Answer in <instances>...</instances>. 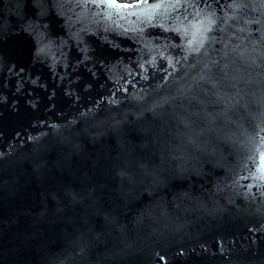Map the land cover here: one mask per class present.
<instances>
[{
    "label": "water",
    "instance_id": "1",
    "mask_svg": "<svg viewBox=\"0 0 264 264\" xmlns=\"http://www.w3.org/2000/svg\"><path fill=\"white\" fill-rule=\"evenodd\" d=\"M245 3L215 34L240 38L227 51L242 79L225 88L242 98L226 117L199 90L205 111L149 110L194 72L141 8L52 0L37 58L0 0V264H264V4Z\"/></svg>",
    "mask_w": 264,
    "mask_h": 264
},
{
    "label": "snow or ice",
    "instance_id": "2",
    "mask_svg": "<svg viewBox=\"0 0 264 264\" xmlns=\"http://www.w3.org/2000/svg\"><path fill=\"white\" fill-rule=\"evenodd\" d=\"M74 2L77 7H80L81 4H91L101 8L107 7L108 9L128 11L141 8L140 14L148 15V22L151 27L159 29L161 33H175L176 37L184 41V43L174 46L184 52L182 59L188 63L189 68L194 72V75L190 77L191 82L181 85L174 94L161 98L160 102L153 103L152 108L149 109L150 111L164 109L165 106L172 109L184 108V101H188L189 105L192 101H195L201 106L199 110L205 111V101L197 94V90L204 96L211 93L212 97L215 98L210 101L212 104L224 105L217 115L227 117L231 108L240 106L241 91L237 89L235 93H229L225 88V85H227V88H236V83L231 82H239L242 79L238 74H233L230 71L233 61L229 59L227 51L232 38H240L236 36L235 32L227 40H221L215 34L217 32L224 34L228 31L229 21L237 19L235 10L248 6L245 0H223V2L222 0H131V2H128V0H74ZM259 2L264 4V0H259ZM12 3L15 5L14 15L17 17V23L21 31L28 33L35 41L36 57H46L48 46L52 41L47 31L40 30L35 18L45 15L46 6L51 4L52 0H12ZM161 7L170 8L176 12V16L175 18L168 16L163 22L153 23L151 13ZM224 9L232 10V12H226ZM220 12H223V15H220ZM133 15H137V13H133ZM248 23L253 22L246 20L245 24ZM5 27V24L0 22V34H3ZM44 28L46 29L47 26L45 25ZM238 31L244 32L245 28L239 27ZM189 36H191V39L188 38ZM259 39L264 42V33L261 34ZM45 41L48 43H45ZM79 42L83 43V41ZM214 43H222L225 50L219 59L211 55L214 51L220 52V50L212 48ZM253 43H256V41L254 40ZM244 47L246 48V45ZM237 50L243 58L244 48H241L240 44H235L232 51L236 52ZM160 55L163 56V53H160ZM2 62V57H0V64ZM176 63H179V61H176ZM243 107L247 109L248 104L245 103ZM185 110L187 111V109ZM261 116H264V112L261 113ZM177 118L185 127L190 123L182 114L178 113ZM29 139L34 138L29 137ZM6 154L0 149V159ZM261 158L264 159V154Z\"/></svg>",
    "mask_w": 264,
    "mask_h": 264
},
{
    "label": "trees",
    "instance_id": "3",
    "mask_svg": "<svg viewBox=\"0 0 264 264\" xmlns=\"http://www.w3.org/2000/svg\"><path fill=\"white\" fill-rule=\"evenodd\" d=\"M128 2H131V0H128Z\"/></svg>",
    "mask_w": 264,
    "mask_h": 264
}]
</instances>
